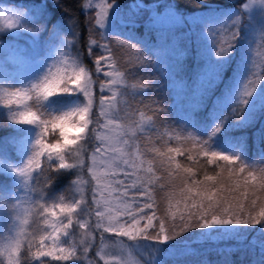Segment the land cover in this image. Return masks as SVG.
<instances>
[{"label":"snow or ice","instance_id":"snow-or-ice-1","mask_svg":"<svg viewBox=\"0 0 264 264\" xmlns=\"http://www.w3.org/2000/svg\"><path fill=\"white\" fill-rule=\"evenodd\" d=\"M238 4L231 11L208 9L210 15L194 22L172 4L157 3L153 10L145 0H100L90 23L103 43L91 39L88 44L89 56H96L94 72L80 53L71 52L73 40L65 38L62 22L46 18L47 4L37 3L38 14L30 9L0 8V50H10L0 60V128L14 133L0 140V230L8 233L0 242V264H48L45 258L79 264L95 246V231L101 237L96 256L103 264H140L134 253L143 248L151 250L149 264H169L166 255L194 254L192 245L208 240H236L244 247H258L264 264V238L258 243L243 239L246 230L256 225L264 234V149L261 163L249 162L243 138L231 135L235 129L264 121V74L251 72L252 40L245 35L257 29L251 26L253 15L248 14V24L242 21L249 4L242 0ZM84 7L90 11L92 0ZM163 8L172 11L163 13ZM186 26H191L190 32L200 28L206 54L199 46L176 50V30ZM141 27L148 39L137 37ZM214 27L230 29L226 46L225 42L208 43ZM258 29L264 34V12ZM151 33H156L155 39ZM25 34L30 35L31 46L22 51L12 41ZM113 39L121 46L137 47L136 63L127 73L117 68ZM238 48L240 61L232 68ZM190 52L206 57L201 83L203 78L209 84L223 83L221 95L201 123L195 113L202 110L207 89L197 87L196 102L176 118L182 125L180 133L169 135L166 143L191 141V149L162 151L155 146L157 137L142 150L139 137L155 131L156 118L141 113L139 120L125 123L127 113L122 117L118 107L121 90L129 87V76L143 81L131 85L139 89L134 96L159 89L160 81L173 78L181 69L179 62ZM101 74L106 79L100 81L97 106L93 76L99 79ZM154 103L157 116L163 115L166 124L173 108L162 100ZM258 132L264 143V124ZM93 142L91 162L86 163L85 153ZM13 144L19 156L11 153L9 145ZM185 155L189 162L198 163L203 157L208 165L226 171L227 187L221 172L198 178L197 170L177 160ZM158 162L171 178L168 184H159L164 177H156ZM85 168L88 181L80 178ZM73 171L77 179L69 186L75 189L72 198L53 197L51 190ZM176 179L182 184L178 193ZM157 185L161 190L172 188L164 218L157 216ZM104 233L133 243L121 240L113 252Z\"/></svg>","mask_w":264,"mask_h":264},{"label":"trees","instance_id":"trees-1","mask_svg":"<svg viewBox=\"0 0 264 264\" xmlns=\"http://www.w3.org/2000/svg\"><path fill=\"white\" fill-rule=\"evenodd\" d=\"M85 0H0V2H6L14 6L22 7L25 9H30L37 14L39 13V8L36 7L37 3L40 5L47 4V9L45 12L46 18L53 23L60 24L62 22L64 32L66 34V38L69 40H73V46H71L70 50L73 54L80 53L83 59V62L89 67L93 69L94 72V61L96 56H89L88 54V44L91 39H96L103 43L99 32H94L92 30V26L90 21L94 19L96 8L92 6V9L89 11L84 7ZM163 1L164 3L170 2L176 6L179 13H182L184 16L190 15L196 11L205 9L207 7L213 8H221L225 7L227 9H237L240 7L238 4V0H145L146 3L151 2L152 4H156L157 2ZM246 0H242L244 3ZM131 3V0H128ZM196 18V17H195ZM198 20V19H196ZM52 24H49L51 26ZM184 27H181V32ZM195 32H198L200 28H194ZM207 32V29H205ZM221 32L213 31L208 35V43L211 44L215 42L218 46L221 42H226L229 40L228 37L221 38L219 37ZM148 33L144 27L138 29L137 37L144 36L145 39H148ZM175 33L174 41L177 43L183 42L185 39L181 37V33L179 36H176ZM226 35V34H224ZM153 39H155L156 33H151ZM223 36V34H222ZM259 40H253L252 46L250 49V63L249 67L251 72L256 73L257 75L264 74V46L263 43ZM111 47L113 48V58L117 63V68L120 71L128 72L130 68H132L136 63L137 57V47L129 46L125 44L121 46L116 42L115 39L112 40ZM184 47V45H183ZM180 48V47H179ZM181 50L182 48L179 49ZM195 50L194 48H191ZM206 54V51L203 50ZM97 54H99V49H97ZM192 55H187L183 58L179 63L181 64V69L178 70L173 78L168 81L161 80L160 83L162 87L159 89H151L147 90L146 96L133 95L134 91H138L139 89H133L131 87L132 84H141L142 80L134 79L133 77H128L129 87L125 90L122 89L123 95L118 97V107L121 108L120 115L122 117L127 113V117L125 118V123L136 120L140 117V114L143 113L145 116H153L156 118V129L152 133L148 134V137L141 135L139 137V144L142 150H146L151 147L152 142L160 137L158 143L155 144L157 148H160L162 151H166L167 147L172 148H181V149H191L192 143L191 141L184 143H177L175 140H172L170 143H166L169 135L179 134L182 125L176 123V118L181 114L174 110L173 103L174 101H178L176 96L180 93L181 90L177 88L180 86L183 89H186L188 98L191 97L197 99L196 97V89L197 87H202L207 89L204 106L202 110L195 113L196 119L203 123L207 116V113L211 110L213 104H215L218 97H220L221 92L223 90V83L209 84L208 81L196 79V75H198L200 71V67H203V62L206 63V57L195 56L191 52ZM235 63L231 66L235 68L237 64H239L240 58H232ZM232 72H228L227 75L231 76ZM95 80L94 89L96 92L95 97L96 101L99 99L100 95V81L105 80L106 78L101 74L99 79H96L95 75L93 76ZM156 79L157 77L154 75L152 77ZM147 79V78H145ZM177 80V82H176ZM195 87H191V85ZM166 85V86H165ZM195 90L194 92H192ZM110 95V93H106ZM186 95V96H187ZM185 98V97H184ZM183 98V99H184ZM213 99V100H212ZM156 100H162L167 105L173 108V112L171 113V118L167 120L165 124V117L163 115L157 116L156 108L158 105L154 103ZM261 124H264V121H259L249 127L235 129L232 131L231 135L237 138H243L244 140V148L246 152V156L249 162L261 163L262 156L261 150L264 149V143H261L259 140V132ZM12 132L8 128H0V140H6ZM186 135V133H185ZM12 145H9L10 151L12 153ZM89 149V148H88ZM195 155V152L193 151ZM147 158H151V154L148 155ZM87 156L85 154V161ZM177 160L181 162L183 166L193 167L198 171V178L203 177V175H216L217 172H221V168H216L215 165H208L207 161L203 157H199L198 163L189 162L185 156H177ZM156 177H164L159 181V184H168L170 181V177H168V172L161 167L159 162L156 165ZM73 179V172L71 174H66L63 178H61L56 187L52 189L53 193H59L61 189H63L68 183H70ZM221 179L224 181L225 187L229 184L227 178V172H221ZM175 184L177 185L175 191L179 192V186H182L181 181L179 179L175 180ZM219 187V185H217ZM156 192V202H157V216L164 218L166 217L168 211V200L169 195L172 192V188L165 187L163 190L159 188V185L155 188ZM228 195V193H225ZM238 195V193H237ZM175 199H179V195H177L173 199V203H175ZM182 208V205H181ZM149 212L151 210H148ZM158 225V221H157ZM189 238L198 241V237L193 236L192 234H186ZM98 232L95 231L93 233V237H95L94 247L89 249V253L87 254V258L89 259V263L93 261H97L98 264H103L102 261L96 256V247L99 239ZM260 238H264V234L260 231V226L256 225L245 232V243L249 240L259 242ZM202 239V238H201ZM209 243V245H205ZM195 246V247H194ZM196 251L191 255H181L179 257L165 258L169 261V264H225L227 261L228 264H261L260 261V249L258 247H244L236 240H227V241H203L196 242L192 246ZM232 249L229 253L226 250ZM223 253V254H221ZM47 260V259H46Z\"/></svg>","mask_w":264,"mask_h":264},{"label":"rangeland","instance_id":"rangeland-1","mask_svg":"<svg viewBox=\"0 0 264 264\" xmlns=\"http://www.w3.org/2000/svg\"><path fill=\"white\" fill-rule=\"evenodd\" d=\"M88 2H89V0H85L84 1V5H86ZM99 2H100V0H92V6L95 7V5L98 4ZM157 3H160V4H172L170 2L164 3L163 1H160V2L158 1ZM147 4L149 5V8H152L154 10L155 4H152L151 2H148ZM244 4H249L250 7H249L248 10H246L245 15L242 17V21L245 24H248L249 23V21L247 19L248 14L253 15L254 18L251 21V26L257 29L254 32H252V31L247 32V33H245V35H248L249 38L252 41L254 39L255 40L261 39L260 41L263 43V46H264V34H262L259 31V29H258V25L260 23V14L262 12H264V2H262V0H246L244 2ZM0 8H19V9H25V8H22V7H18V6L11 5V4L6 3V2H0ZM208 9H213V10L220 9L222 11L235 10V9H227L225 7H221V8L207 7L205 9H202V10L196 11L194 13H191L190 15H186V17H188L189 19H193L194 22H197L198 20H196V19H198L199 17H206V16L210 15ZM96 11H97V9H96ZM171 11H172V9H170V8H163V9H161V12H163V13H169ZM194 17H196V18H194ZM168 18L169 17H167V16L165 17V19H168ZM190 27L191 26L184 27L182 29V32H181V27H178L177 28V30H176L177 35L176 36H179L180 33H181V37L183 39H185V40L183 42H181V43H177L178 41L177 42L174 41L176 50L178 51V48L179 47L182 48V49H184V48H194V49H196L199 46L200 50L203 52V50L206 49V45L204 43V38L200 35V30L198 32H195V29H193L190 32ZM51 29H52V25L49 26V30H51ZM213 31L221 32L223 34V36H222V34H220L219 37L224 38V36H225V37H228V39H229L230 29H229V31H224V29H222V28L214 27L213 28ZM224 34H226V35H224ZM43 36H44L45 39H47L48 34L47 33H44ZM65 38H66V36H65ZM12 43H13V45L16 48H19L22 51H26L31 46V37H30V35L25 34V35L19 37L18 40L12 41ZM183 45H184V47H183ZM9 51L10 50H8V49L0 50V60L4 59L8 55ZM240 51H241V49L238 48L236 55H234L232 58H240ZM188 55H191V54L189 53ZM191 57H192V55H191ZM202 57H205V56H202ZM204 65H205V63L203 62V67H204ZM203 67H200V70ZM230 73H231V71H230ZM199 74H200V71H199L198 75H196V79L197 80H199V79L201 80ZM203 80L208 81L207 78H203ZM176 82H177V80H176ZM191 87H195L193 85V83H192ZM177 88L179 90H181V91H180V93H178V96H176V99L178 101H176V100L174 101L173 108H174V110H176L177 112H179V113L182 114L183 111H185V110L188 109V107H189L190 104L195 103L196 101L193 98L192 94H191V97L188 98L189 95H187V93H185L186 92V89H183L180 86H177ZM194 91L195 90H193L192 92H194ZM94 93L96 94V92H94ZM96 104H97V106L99 105V99H98V101H96ZM225 115H227V113H225ZM139 119H140V117L137 118L136 120H139ZM13 135H14V133L13 132H10L9 136L11 137ZM11 148H12V154L14 156H19V152L17 151L16 146L14 144L12 145ZM93 151H94V142L89 147V149L87 150V152L85 153L86 156H87V159L85 161L86 163H90L91 162L88 159V157L91 156V153ZM80 178L82 180H85V181H88V180L91 179L90 176L87 173V168H85L83 170V174L80 176ZM76 179H77V172L76 171H73V179H72V181H74ZM71 182L68 183L63 189H61V191L59 193H55L54 194L53 191H51V195L53 197H57V198L59 196H65L66 198L71 199L72 196L75 194V189L74 188H69ZM0 229H2V225H0ZM79 231H83V230H79ZM97 232L99 234V236L97 237L99 239V241H98V244H97V247H96V252L98 250V247H99V244H100V239H101L100 232L99 231H97ZM7 235H8L7 232H5L3 230H0V242H3ZM103 235L106 238V241L105 242L109 244V246H110V248H111V250L113 252H116L117 251V245H118L119 241H121V240H123L126 244H132L133 243L131 241H127V238L116 237L114 234L104 233ZM94 242H95V237H93V244H94ZM141 243H143V242H141ZM205 245H209V243H206ZM26 247H27V245L25 244V249H26ZM23 250L24 249H22V251ZM150 253H151V250L150 249L143 248L140 252H135L134 253V256H135V258L137 260L140 261V264H149V262L153 258ZM181 255H183V253H179L178 252L175 255H166L164 258L179 257ZM45 259H47L48 264H60V262L52 261V260H50V258H45ZM79 264H90L89 263V259L86 257V258L82 259L79 262Z\"/></svg>","mask_w":264,"mask_h":264}]
</instances>
